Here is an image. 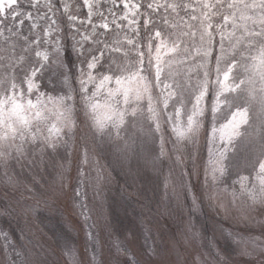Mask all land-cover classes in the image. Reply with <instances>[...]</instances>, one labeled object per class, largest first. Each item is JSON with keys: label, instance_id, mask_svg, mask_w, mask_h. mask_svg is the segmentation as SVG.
Masks as SVG:
<instances>
[{"label": "snow or ice", "instance_id": "snow-or-ice-1", "mask_svg": "<svg viewBox=\"0 0 264 264\" xmlns=\"http://www.w3.org/2000/svg\"><path fill=\"white\" fill-rule=\"evenodd\" d=\"M57 14L74 29L73 50L83 58L78 99L70 86L55 95L41 88L52 64L68 81ZM78 106L100 135L159 133L161 155L165 127L176 151L195 146L207 125L206 177L210 171L214 184L227 174L229 154L251 146L249 174L223 191L248 213L264 209V0H0L5 176L13 161L66 146ZM4 239L7 248L6 233ZM21 264H31L27 255Z\"/></svg>", "mask_w": 264, "mask_h": 264}, {"label": "rangeland", "instance_id": "rangeland-1", "mask_svg": "<svg viewBox=\"0 0 264 264\" xmlns=\"http://www.w3.org/2000/svg\"><path fill=\"white\" fill-rule=\"evenodd\" d=\"M80 15L85 16L86 9ZM56 19L63 29L60 60L66 65L65 43L73 48L74 29L65 17L57 14ZM45 47L51 51L52 45ZM81 59L76 58L74 76L65 67L67 83L59 76L61 88L49 93L70 86L78 99ZM49 70L58 78L56 64ZM75 118L74 135L66 137V146L13 161L7 177L0 167V231L5 225L15 243L12 251L4 248V234L9 235L0 232V264H21L25 255L31 264H264V209L248 213L242 200L233 205L223 191L238 175L249 174L245 157L251 146L229 154L228 172L214 184L210 171L206 177L207 125L195 146L178 145L176 151L175 136L165 127L161 155L159 133L157 150H134L129 142L125 147L127 132L120 138L96 133L79 106ZM107 160L124 167L128 185L111 176ZM130 185L133 191L128 192Z\"/></svg>", "mask_w": 264, "mask_h": 264}, {"label": "trees", "instance_id": "trees-1", "mask_svg": "<svg viewBox=\"0 0 264 264\" xmlns=\"http://www.w3.org/2000/svg\"><path fill=\"white\" fill-rule=\"evenodd\" d=\"M79 2L82 5V1L79 0ZM82 10H83V8H82ZM28 26H29V21L25 20V23L23 26V30H24L25 34H27ZM76 58H77L76 53L74 52L73 48L68 43H65L64 60H65L66 67L68 68L67 72L71 76H74L76 69H77ZM72 79H74V78H72ZM59 80H60L59 75H58V78H56V77H54V75H52V71L48 70L45 72V74L42 78L41 88H43L45 91H48V92L56 91L57 89L61 88L62 80L60 81V83H59ZM127 136H128L127 140L129 142V144L133 146L134 150H135L136 146L141 147V149L146 148L145 150L148 149L150 152H153V150H157L159 148L158 141H157L158 139H157L156 134L154 136H144V135L139 134L138 132H135L134 130H128ZM109 159H111L110 156H109ZM105 167H106L107 171L111 174V176L117 182L120 183L121 181H124L126 185H128L130 183L127 181V178H126L127 174L124 171L123 166L118 167V165L115 164L114 161L109 160L107 163H105ZM119 175H121V178L119 177ZM130 187H131V185L127 188L128 192L131 190L133 191V189H130ZM188 201H189L188 196L185 195V202H184L183 206L184 205L187 206ZM110 211L112 214V210H110ZM46 219L49 222V221L53 220V217L46 218ZM115 220L119 221L120 219L118 217H116ZM12 225H13V223H12ZM3 229H6L5 225H3V228L0 232L1 233H2V231L7 232L9 235V237H7V239H10L12 241V243L10 244L9 241L7 240V243L9 245L8 250L10 251L11 247L14 250V244L15 243H14L13 235L9 231L3 230ZM92 247L94 249V245ZM92 254H93L95 259H99L100 256L98 255V252H96V250H94L92 252Z\"/></svg>", "mask_w": 264, "mask_h": 264}]
</instances>
